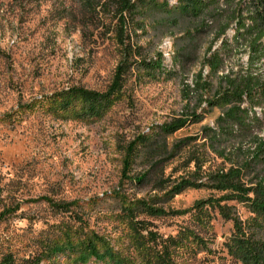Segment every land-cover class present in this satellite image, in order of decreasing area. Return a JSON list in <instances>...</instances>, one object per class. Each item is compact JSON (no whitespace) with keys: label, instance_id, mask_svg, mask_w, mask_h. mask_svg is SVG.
<instances>
[{"label":"rangeland","instance_id":"1","mask_svg":"<svg viewBox=\"0 0 264 264\" xmlns=\"http://www.w3.org/2000/svg\"><path fill=\"white\" fill-rule=\"evenodd\" d=\"M133 1L134 10L120 21L105 0H0V212L13 209L0 215V259L9 252L18 259L31 256L42 249L40 238H52L68 226L69 236L100 240L124 264H163L161 244L120 210L121 202L142 199L168 211L188 210L160 217L137 215L161 243L166 237L176 240L168 247L169 264H243L227 252L232 221L216 209H193L195 200L220 192L187 188L163 197L181 178H197L193 163L187 165L188 150L202 162L197 180L203 182L205 172L251 154L250 137L223 143L225 157L201 138L186 151L174 150L179 139L215 126L223 108L210 107L206 99L222 88L223 74L247 62L246 49L239 47L218 70L207 63L210 47L215 50L222 39L231 40L235 22L218 38L214 23L174 11L178 0ZM124 57L136 63L121 92L98 117L76 115L79 99L68 107L61 104L63 94L73 87L105 91ZM159 58L158 71L138 62ZM259 71L264 73V61ZM200 72L202 81H197ZM193 110L203 114L200 122L161 134L162 124ZM256 134L264 138V128ZM140 136L150 142L138 148ZM134 143L135 155L130 152ZM239 146L241 153L228 152ZM141 174H147L145 182L131 180ZM262 177L264 162L254 164L244 180ZM43 197L78 203L63 212ZM228 204L248 234L263 240L264 216L246 204ZM18 259L15 264H25ZM41 264L72 261L60 257Z\"/></svg>","mask_w":264,"mask_h":264},{"label":"trees","instance_id":"2","mask_svg":"<svg viewBox=\"0 0 264 264\" xmlns=\"http://www.w3.org/2000/svg\"><path fill=\"white\" fill-rule=\"evenodd\" d=\"M113 5L120 21L124 20V14L134 10L136 2L133 0H105ZM156 5V2H151ZM165 7L167 4L163 2ZM174 11L186 14L196 19H201L203 23H214L217 28V37L225 35L232 22H235L234 34L230 39H222L220 47L212 50L209 48L207 63L213 71L218 70L229 57L230 53L244 47L247 52V62L245 66L235 72L223 74L222 88L215 92L212 98L206 99L210 107L222 106V114L215 120V126H204L199 135L188 136L179 139L174 144V150L186 151L199 138L209 141V146L222 157L226 155V146L223 143L232 142L239 139L253 138V149L250 155L239 163H231L226 168H217L205 172L207 181H198L202 176V162L193 151H187V165L193 163V173L198 174L194 180L188 177L181 178L173 185L163 197L175 196L187 188H211L220 192L219 196H209L204 199L194 201L193 209L199 213H205L208 208L217 210L226 220H231L233 230L226 240L227 252L236 260L243 264H264V239L259 240L248 234L242 221L232 214L229 201H236L246 204L248 209L264 216V178L256 181L246 182L244 176L248 174L251 167L260 162H264V138L259 137L257 131L264 128V73L259 71L264 59V0H178ZM171 10V9H170ZM124 47L126 44L122 40ZM145 68L158 71L162 69L161 59L156 61H138ZM136 61L124 57L118 63L112 82L105 91H97L82 87H73L63 94L61 104L68 107L70 103L79 99L81 101L80 110L76 115L85 116L89 119L98 117L103 110L116 99L125 82V76ZM198 80L202 81L201 72ZM203 85V84H202ZM196 86H199L196 82ZM203 119V114L195 110L170 123L162 124L160 128L163 136L172 134L190 123H198ZM150 141L143 136L136 139L138 148L146 145ZM134 144L130 146V152L135 155ZM134 149V151H133ZM242 148L233 147L228 152L233 155L241 153ZM160 161L153 164L156 166ZM150 171H148L149 173ZM135 183H143L147 180V174L131 177ZM47 203L59 211H68L78 203V201L54 202L48 197H43ZM120 210L124 217L141 230H146L148 237L156 244H161L160 256L163 264H169V245L176 242L174 238L166 237L161 243L160 237L149 230L148 223L137 218L138 214L160 217L168 214H184L188 210L179 209L168 211L161 207L153 206L142 199L135 201L127 200L121 202ZM7 208L0 212L1 216L12 212ZM76 215V213H74ZM77 216V215H76ZM79 217V216H77ZM79 219H81L79 217ZM71 230L66 226L62 231L58 230L52 238H40L41 250L31 256L16 258L12 252L6 253L0 259V264H15L16 260H22L25 264H41L43 260L54 262L63 257L70 259L72 264H89L91 262L101 264H124L117 254L109 246L90 236H69ZM58 235V236H57ZM186 237V236H184ZM199 239V238H197ZM195 241V240H194ZM167 242H170V244Z\"/></svg>","mask_w":264,"mask_h":264}]
</instances>
